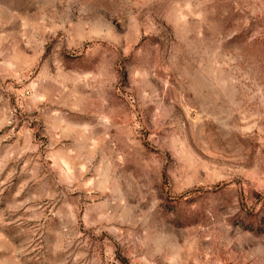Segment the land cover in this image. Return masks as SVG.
<instances>
[{
  "label": "rangeland",
  "instance_id": "374dc122",
  "mask_svg": "<svg viewBox=\"0 0 264 264\" xmlns=\"http://www.w3.org/2000/svg\"><path fill=\"white\" fill-rule=\"evenodd\" d=\"M164 149L175 173L209 182L177 195L157 181L180 237L116 222L98 234L97 205L151 219L111 191L114 154L130 186ZM260 158L264 0H0V264H264ZM130 233H147L143 248Z\"/></svg>",
  "mask_w": 264,
  "mask_h": 264
},
{
  "label": "clouds",
  "instance_id": "9594fccd",
  "mask_svg": "<svg viewBox=\"0 0 264 264\" xmlns=\"http://www.w3.org/2000/svg\"><path fill=\"white\" fill-rule=\"evenodd\" d=\"M123 3V0H121ZM113 72V86L116 83V77H119L121 86H123V81L125 79V74L127 72V65H121L119 71L114 67L110 69ZM182 121H177L175 127L176 132L180 135L186 136L187 130L185 127H182ZM107 125L105 128L107 129ZM104 138H100L98 141L93 142L91 146V151H94L99 147ZM195 151V149H193ZM82 160L81 167L86 171L89 161L83 158L78 157ZM118 161V163H117ZM128 161V154L124 152L115 153L112 157L113 166L116 168V176L119 178V189L111 190L115 193L122 191L123 197L127 199V203L131 205H136L139 203V207L136 209V215L144 211L151 213L150 222H145L143 218L138 221H127L114 214H110L106 211H102L105 207L104 205H97L93 208H89L86 213L87 217L92 212H97V218L94 221H88L91 224L100 225L98 229V234L100 231L104 230L105 224L108 225V231L119 234L120 227H111L113 222H116L118 225H127L132 229V232L138 233L142 228H153L156 231L172 232L177 238L180 237L181 229L184 227L182 221L177 217L176 213L169 207V201L166 196L161 195L160 188L155 187L157 181L160 185L165 183L166 177L168 179L174 180L176 184L175 193L177 195L183 194L185 189L191 190L196 184L204 183L205 187H209V182H201L194 179H185V177H191V172L185 166L184 171L181 174H177L173 171L174 161L170 153L164 149L162 156H152V158L145 165L144 175L140 178L139 181L131 180L130 186L125 183L124 177L128 172V168L125 167ZM244 167H248L245 165ZM257 172L255 177L252 178L253 186H255L257 180H261L262 183L259 185L261 191H264V158H260L256 166ZM82 175V174H81ZM235 179H241L242 177L237 176ZM91 182H89L90 184ZM86 187L88 185H85ZM94 190V189H91ZM105 192H109V188H104ZM141 195H143V201L141 202ZM121 198L119 195H115V198L112 200L113 204L119 202V204H124L125 199ZM192 201H187L186 203H191ZM212 206L216 211H221L220 201L215 200ZM201 211L206 215L209 211V205L204 203L201 206ZM233 227H242V225L234 224ZM231 235V234H230ZM130 239H136L137 243L141 248L144 247L145 241L147 240V233H145L143 238L133 237L132 234H129ZM122 238V236L120 237ZM83 255V254H81ZM108 259L111 260V255L109 254ZM176 259L178 255L174 258H170L168 264H176ZM95 264H99V258L97 257Z\"/></svg>",
  "mask_w": 264,
  "mask_h": 264
}]
</instances>
